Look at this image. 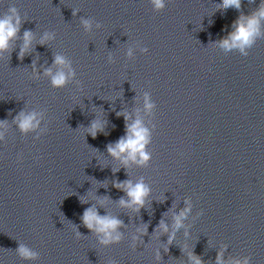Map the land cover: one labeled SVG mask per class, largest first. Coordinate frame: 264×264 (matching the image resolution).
Wrapping results in <instances>:
<instances>
[{
	"label": "clouds",
	"instance_id": "1",
	"mask_svg": "<svg viewBox=\"0 0 264 264\" xmlns=\"http://www.w3.org/2000/svg\"><path fill=\"white\" fill-rule=\"evenodd\" d=\"M153 3L157 9L163 7V0H153ZM242 0H223L222 7L224 9L234 8L236 10L240 9ZM10 14H6L3 18H0V52L8 49L10 41L17 36L21 25V18L17 13L15 7H10L8 9ZM264 18V5H262L256 14L249 17L246 22H237L235 31L230 34L228 39L221 42V46L226 50H231L234 47H239L241 52H243L245 47H250L254 41V38L258 35V18ZM85 26H88V21H84ZM50 38L45 34L44 39ZM32 41V33L30 31H25L23 34V47L21 49V58L24 52L29 48ZM43 43V41H42ZM54 64L61 65L68 68L66 73L64 70H58L54 75L51 69H47L45 74L51 76V83L54 87H63L68 81L70 76L74 75L71 70L70 64L66 61L65 57L61 55H56L54 57ZM145 107L151 110L154 105L148 102L147 96L145 97ZM119 115V113H118ZM18 127L21 131L27 132L29 130L35 129L39 120L37 119L36 113L24 114L19 113L16 117ZM127 121V117H125ZM126 135L121 137L114 145L110 144L107 147L109 155L114 158H121L122 154H126L123 160L124 164L128 163V160H133L141 164H145L150 159V155L146 151V146L150 140V133L147 128L142 126L140 120H137L134 124L128 125L125 123ZM103 130V124L100 121H93L90 129L89 135L95 137L97 132ZM115 188L125 191L128 196V201L123 198L120 199L119 203L124 207H133L134 210L139 211L140 208L144 206L145 199L149 194V189L141 182L132 184L130 181L125 182H115L113 185ZM183 214H181L182 216ZM181 216L175 218V227L178 229L181 226ZM82 221L85 227L90 231H95L103 235L101 243L107 245L112 242H118L120 235L117 229L122 226V221L118 218H113L107 215L101 216L99 212L94 207L87 208L82 216ZM167 232V226L161 222L159 225ZM173 237H169V243L172 242ZM20 255L24 258H33L34 253L28 248L21 246L18 249ZM195 264H201V261L196 258ZM217 264H220V257H217ZM236 264H241L237 261ZM243 264H248L247 260Z\"/></svg>",
	"mask_w": 264,
	"mask_h": 264
}]
</instances>
